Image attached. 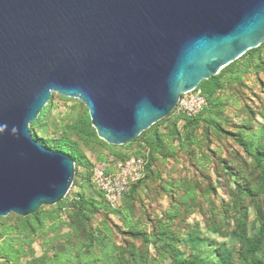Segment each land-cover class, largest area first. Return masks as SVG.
I'll list each match as a JSON object with an SVG mask.
<instances>
[{
  "label": "water",
  "instance_id": "water-1",
  "mask_svg": "<svg viewBox=\"0 0 264 264\" xmlns=\"http://www.w3.org/2000/svg\"><path fill=\"white\" fill-rule=\"evenodd\" d=\"M264 42V0H0V218L69 192L74 162L31 138L54 93L124 146Z\"/></svg>",
  "mask_w": 264,
  "mask_h": 264
},
{
  "label": "rangeland",
  "instance_id": "rangeland-1",
  "mask_svg": "<svg viewBox=\"0 0 264 264\" xmlns=\"http://www.w3.org/2000/svg\"><path fill=\"white\" fill-rule=\"evenodd\" d=\"M257 60H251L247 69L243 64L238 65V73L234 79H222L221 89L215 93L220 105L216 107L217 115L203 112L201 118H210L218 122L222 132L215 131L205 123H199L195 128H182V120L177 123L175 116H170L156 128L167 139L171 147V156L162 159L154 156L148 178L138 187L136 196L131 201V222L137 225L141 232L153 234L157 230V221L163 218L166 212L177 207L178 216L171 222L170 228L180 238L190 232L204 240L200 246L202 259L213 258L207 248L222 245L229 249L228 235L235 230V220L243 217L247 234L251 235L258 227L257 208L260 210L264 222V196L256 189V175L251 159L244 153L237 140L241 134H258L264 130V47L257 53ZM255 62V65L253 64ZM259 65L258 69L255 67ZM237 78V80H236ZM52 108L40 128L35 129L38 136L57 138L63 132L75 141L77 149L84 160L77 167V185L71 187L66 195V205L58 214L57 221L68 223L72 214L70 205L77 193L92 198L97 203L100 199L95 189L89 184V166L94 164L98 157L113 156L115 154L143 153L139 143L115 147L113 153L102 149L98 145H83L67 130V125L73 122L82 112L76 101H65L57 94H52ZM208 109V105L206 110ZM175 123V127H173ZM175 130L178 136L173 133ZM237 187L246 188L253 193L242 196ZM185 191H193L195 202L190 207L179 204V199ZM43 213L54 217L55 205L42 206ZM41 208V207H40ZM18 216L8 214L0 221L1 225H12ZM105 224L110 231V239L124 248L132 246L134 255H146L154 258L160 264H167L169 260L158 252L157 245L143 243L139 238L130 236L118 217L104 206L91 216L88 227L100 228ZM48 221H45L46 231ZM68 228L59 226V236H63ZM43 235H39L31 244L32 255L22 260L28 264L33 259L45 256L49 259L48 250L43 255ZM50 239L52 233H46ZM73 245L76 239L68 240ZM65 239H55L46 244L45 248L52 247L54 251L64 253L70 249ZM209 246V247H208ZM184 247H180L183 249ZM52 251V250H51ZM72 255V252L69 253ZM0 264H4L0 261Z\"/></svg>",
  "mask_w": 264,
  "mask_h": 264
},
{
  "label": "trees",
  "instance_id": "trees-1",
  "mask_svg": "<svg viewBox=\"0 0 264 264\" xmlns=\"http://www.w3.org/2000/svg\"><path fill=\"white\" fill-rule=\"evenodd\" d=\"M262 47H264V42L259 47L247 51L239 59L221 69L217 75L199 83L197 88L206 100V107L208 105L207 110L205 107L198 115L192 118L176 116L172 111L165 119L152 125L128 144L139 143V146L143 148V153L134 152L131 155L115 154L113 156H103L98 157L94 164L90 165L87 163L90 167L89 184L91 185V168L95 164L104 162L112 165L130 157L141 158L143 160L142 178L129 186L128 190L122 195L119 206L114 209L110 208L104 201L102 195L95 190L100 199L99 203L92 198L85 197L82 193L76 194L75 200L70 205L72 214L68 217V223L57 221L58 214L66 205V196L55 205L54 211L57 215L54 217L50 214L46 216L43 213V207L38 208L32 215L25 218L17 217L14 224L0 226V261L4 264H22L23 259L32 255L30 248L33 241L39 235H43V255L49 250L51 257L47 259L45 256H40L37 259H32L28 264H160L154 258L147 257L146 255H134L132 246H128L125 252L123 247L116 245L110 239V231L105 224L101 225L100 228L88 227L91 216L104 206L118 217L121 225L128 230L130 236L139 238L143 243L157 245L158 252L169 260L167 264H264V222L257 206V218L260 222L255 231L251 235H248L245 229L244 218H236L235 230L228 235V239L231 242L229 245L231 247L226 249L227 247L218 245L212 249L207 248L209 253L213 255V258L210 259L201 258L200 246L204 242L202 238L190 232L180 238L171 230L169 223L178 216L177 207L164 214L166 223H163V218L157 221V230L151 235L141 232L140 228L131 222L132 214L130 212L131 201L136 196L138 187L148 178L147 174L154 156H159L162 159L171 156V147L167 139L156 128L162 121L170 116H175L173 118L174 121L177 123L182 120V128L184 129L195 128L199 123H205L215 131L222 132L218 122L214 121L210 116L204 119L200 115L205 111L214 114L213 116L218 114L215 110L220 105V102L215 97V93L221 89L222 79L225 77L234 79L232 76L238 73L237 69L240 63L247 69L250 66L247 63H250L253 59H258L257 53ZM253 64L255 65V62ZM259 65L260 63L255 69H258ZM51 96L38 118L29 125L30 135L38 144L45 146L51 151L62 153L73 160L74 178L71 187H74L77 185V167L84 160L83 155L77 149L75 141L71 140L66 132H63L57 138L49 139L38 136L34 131L40 128L41 124L47 118L49 110L52 108ZM59 97L65 101L70 100L61 96ZM76 102L82 108L83 112L72 123L67 125V130L83 145H98L102 149L114 154L113 149L116 146L107 145L97 138L94 129L91 127L87 109L80 102ZM173 127H175V123H173ZM173 133L175 136H178L175 130H173ZM237 142L244 153L251 159L253 167L257 172L256 189L259 194L264 196V130L258 131V134H241ZM77 186L81 188L80 185ZM237 191L242 196H249L253 193L249 189L239 187H237ZM188 201L191 203L195 202L193 191H185L184 195L179 199V204L190 207L191 204H188ZM1 220L3 219L0 218ZM46 220L48 221V227L42 233ZM63 224L68 228V231L60 237L57 231H59V226ZM49 232L52 233V237L47 239L45 235ZM59 238L65 239L68 242L67 245L70 244V249H64V253H59L54 251L52 247L45 248L46 244L49 245L52 240ZM70 238L76 239L74 245L68 241ZM180 247L184 248L180 249ZM70 252H72V255H69Z\"/></svg>",
  "mask_w": 264,
  "mask_h": 264
},
{
  "label": "built area",
  "instance_id": "built-area-1",
  "mask_svg": "<svg viewBox=\"0 0 264 264\" xmlns=\"http://www.w3.org/2000/svg\"><path fill=\"white\" fill-rule=\"evenodd\" d=\"M206 107V100L198 88L182 94L173 113L176 116L192 118ZM144 162L141 158L130 157L112 165L99 163L91 168L90 182L103 197L106 204L114 209L120 204L122 195L142 178Z\"/></svg>",
  "mask_w": 264,
  "mask_h": 264
}]
</instances>
